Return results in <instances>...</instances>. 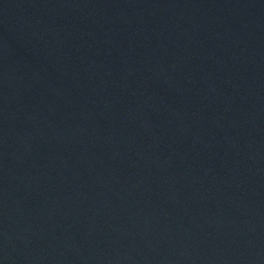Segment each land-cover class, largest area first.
Wrapping results in <instances>:
<instances>
[{
    "label": "water",
    "instance_id": "water-1",
    "mask_svg": "<svg viewBox=\"0 0 264 264\" xmlns=\"http://www.w3.org/2000/svg\"><path fill=\"white\" fill-rule=\"evenodd\" d=\"M0 264H264V0H0Z\"/></svg>",
    "mask_w": 264,
    "mask_h": 264
}]
</instances>
